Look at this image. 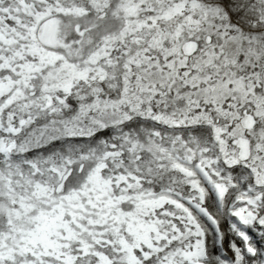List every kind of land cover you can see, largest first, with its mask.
Here are the masks:
<instances>
[{
  "label": "snow or ice",
  "instance_id": "1",
  "mask_svg": "<svg viewBox=\"0 0 264 264\" xmlns=\"http://www.w3.org/2000/svg\"><path fill=\"white\" fill-rule=\"evenodd\" d=\"M0 264H264V0H0Z\"/></svg>",
  "mask_w": 264,
  "mask_h": 264
}]
</instances>
